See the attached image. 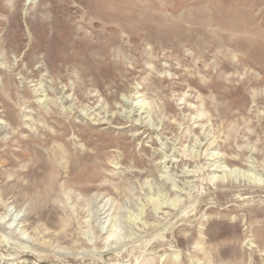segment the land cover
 <instances>
[{
	"label": "rangeland",
	"instance_id": "obj_1",
	"mask_svg": "<svg viewBox=\"0 0 264 264\" xmlns=\"http://www.w3.org/2000/svg\"><path fill=\"white\" fill-rule=\"evenodd\" d=\"M0 264H264V0H0Z\"/></svg>",
	"mask_w": 264,
	"mask_h": 264
}]
</instances>
